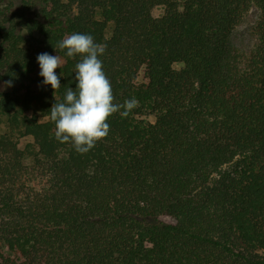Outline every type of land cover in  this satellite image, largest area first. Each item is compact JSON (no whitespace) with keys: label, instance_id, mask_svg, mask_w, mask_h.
<instances>
[{"label":"trees","instance_id":"1","mask_svg":"<svg viewBox=\"0 0 264 264\" xmlns=\"http://www.w3.org/2000/svg\"><path fill=\"white\" fill-rule=\"evenodd\" d=\"M27 3L0 24V80L25 90L0 93V111L33 138L47 184L17 192L26 155L0 136V264H264V0ZM254 5L259 41L243 58L231 36ZM74 32L105 47L114 102L138 101L84 154L48 118L77 83L80 57L56 48ZM44 52L64 61L56 91Z\"/></svg>","mask_w":264,"mask_h":264},{"label":"clouds","instance_id":"2","mask_svg":"<svg viewBox=\"0 0 264 264\" xmlns=\"http://www.w3.org/2000/svg\"><path fill=\"white\" fill-rule=\"evenodd\" d=\"M56 48L66 50L68 57L79 56L80 59L74 68L75 88H67L63 101H57L55 97L48 118L55 125V139L60 143H71L76 152L84 154L107 137L109 117L117 112L127 117L138 106V101L133 97L123 103L114 102L110 79L99 58L104 54L105 47L95 42L91 34L74 32L60 40ZM36 59L39 75L44 78L42 83L50 84L54 91L58 90L61 83L55 70L63 66L62 58L44 52ZM4 86H12V81H5Z\"/></svg>","mask_w":264,"mask_h":264},{"label":"rangeland","instance_id":"3","mask_svg":"<svg viewBox=\"0 0 264 264\" xmlns=\"http://www.w3.org/2000/svg\"><path fill=\"white\" fill-rule=\"evenodd\" d=\"M28 0H6L2 6V11H0V24L4 23L5 15V6L10 5L12 10H17L28 5ZM27 3V4H26ZM13 6V7H12ZM43 4H39L34 8V12H40L43 8ZM161 9H156L155 13L160 14ZM261 18V10L257 6H251L246 10L235 27L232 36H231V47L232 52L237 53L241 57H247L256 47L259 41V35L257 32V25ZM37 38V35L34 36ZM39 39V37H38ZM28 44V43H27ZM1 46V41H0ZM1 50V47H0ZM175 68H180L181 64L177 63L174 65ZM6 80H0V93H9L11 96H20L22 97L25 90H19L18 84L12 81V86L5 87L4 82ZM40 86L39 83L31 84V89L36 91ZM9 115L0 111V136H3L5 133L9 134L12 138L18 141V147L25 153V174L16 184V190L20 195H26L32 191L40 190L44 188L47 184L46 178L43 176L40 169L36 168V158L38 147L35 144L34 140L30 136H22L21 130L14 125L9 123ZM169 220V218H162Z\"/></svg>","mask_w":264,"mask_h":264}]
</instances>
